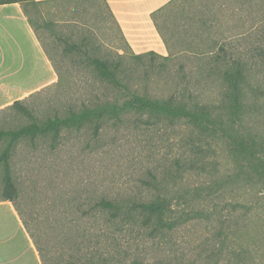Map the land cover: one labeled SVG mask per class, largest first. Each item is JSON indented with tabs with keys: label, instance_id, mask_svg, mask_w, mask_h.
I'll list each match as a JSON object with an SVG mask.
<instances>
[{
	"label": "rangeland",
	"instance_id": "1",
	"mask_svg": "<svg viewBox=\"0 0 264 264\" xmlns=\"http://www.w3.org/2000/svg\"><path fill=\"white\" fill-rule=\"evenodd\" d=\"M97 1L26 5L59 72L57 83L22 99L36 116L63 115L95 95L121 102L133 91L218 108L225 87L218 70L226 62L245 67L244 110L232 121L218 108L231 128L223 135L140 112L98 132L91 126L65 129L55 148L50 138L20 142L11 158L17 205L44 253L53 264H75L99 252L114 263L264 264V0L167 5L156 20L169 60L153 54L136 60ZM92 57L120 60L131 90L103 82ZM29 122L14 108L0 110V128ZM194 140L207 166L184 171L177 163L191 155ZM4 146L0 142V153ZM3 184L0 165V199ZM157 195L170 205V228L155 230L137 219L114 239L95 209L103 196Z\"/></svg>",
	"mask_w": 264,
	"mask_h": 264
},
{
	"label": "trees",
	"instance_id": "2",
	"mask_svg": "<svg viewBox=\"0 0 264 264\" xmlns=\"http://www.w3.org/2000/svg\"><path fill=\"white\" fill-rule=\"evenodd\" d=\"M23 4L26 8L28 4H37L35 0H0L1 4L16 3ZM153 54L169 60L170 56L158 55L155 51L148 53L133 54L136 60H141L144 55ZM123 56V54L121 55ZM155 57H152V60ZM225 66L219 67V75L224 82V91L221 97L220 109L228 112L232 121H235L244 110L243 100L245 98V67L240 62H226ZM90 64L93 66L97 76L109 86L116 90H131L130 82L126 80V70L123 63L113 61L109 58L92 57ZM8 107V106H7ZM9 107L16 109L30 119V122L17 128H0V142H5V146L0 153V165L3 172V189L1 199L13 202L18 211L24 226L32 238L42 261V264H53L44 253V248L28 226L21 210L17 205L19 198V189L15 181L11 158L16 151L18 144L22 141H28L35 145L40 138H50L54 148L60 140L65 129H81L91 126L98 132L103 126L121 121L128 113H146L159 114L170 120H183L192 128L202 132L228 134L231 129L222 118L217 108V103H203L198 100L186 97L170 96L164 99H153L146 95H141L138 91L130 93V97L123 101L103 99L96 96L91 101L84 103L82 107L72 108L63 115L54 114L40 118L23 103V100H15ZM242 111V112H241ZM111 122V123H110ZM232 127V126H231ZM191 155L185 158L184 162H179L178 167L184 171L198 169L199 163L202 168L207 166L205 161L198 159V142L192 141L190 147ZM95 209L104 214L106 226L111 228V234L114 239L117 234L123 232L126 226L134 223L137 219L143 226H151L155 230L170 228L174 223L169 216L170 205L161 195H157L148 200L120 199L118 197L103 196L96 205ZM89 253V252H88ZM104 253L99 252L95 255L89 254L78 259L75 264H143L140 261L131 263L109 261L104 258ZM124 256V255H123Z\"/></svg>",
	"mask_w": 264,
	"mask_h": 264
},
{
	"label": "crops",
	"instance_id": "3",
	"mask_svg": "<svg viewBox=\"0 0 264 264\" xmlns=\"http://www.w3.org/2000/svg\"><path fill=\"white\" fill-rule=\"evenodd\" d=\"M37 4L54 1L35 0ZM97 1V0H80ZM134 54L167 56L156 15L178 0H99ZM95 3V2H93ZM96 3L99 2L97 1ZM119 51V50H118ZM123 54V53H120ZM59 72L23 4L0 5V110L57 83ZM0 264H42L39 252L10 200L0 199Z\"/></svg>",
	"mask_w": 264,
	"mask_h": 264
}]
</instances>
